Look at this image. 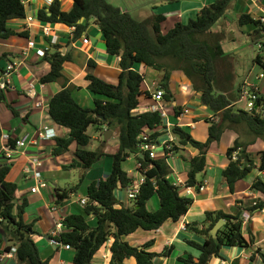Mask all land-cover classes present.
Returning a JSON list of instances; mask_svg holds the SVG:
<instances>
[{
    "label": "trees",
    "instance_id": "16d2710c",
    "mask_svg": "<svg viewBox=\"0 0 264 264\" xmlns=\"http://www.w3.org/2000/svg\"><path fill=\"white\" fill-rule=\"evenodd\" d=\"M164 3H176L181 0H161ZM235 0H215L196 12L188 22H178L166 33L162 32V23L166 20L163 15H154L146 20H137L129 12L123 11L108 0H73L69 12L61 8V1L54 0L48 6L39 10L38 19L43 23L63 24L75 27L76 36L81 35L93 20L104 36L105 48L109 55L119 57L121 73L117 85H112L92 73L95 63L88 62L89 72L86 76L89 90L94 94V108H84L73 96L74 86L67 85L49 102V114L52 120L69 129V139H58L53 155H61L68 151L71 143L78 146V160L72 165L81 164V170H90L102 157L104 152L86 149L92 143L88 134L91 126L100 130L107 126L110 130H119V146L112 160L111 171L107 178L90 183L87 191V203L81 213L69 215L64 219V231L57 241L74 251L73 264H91L103 247L113 239L111 244L110 264H122L125 259L134 257L136 264H153L158 256H167L169 249L162 253L151 252L148 249L153 241L142 247L130 245L123 240L138 230L157 231L165 222H177L190 209L193 199L181 196L179 189L170 181V168L164 159L153 160L147 153L140 150L142 135L147 130H155L162 125L160 112L146 111L136 114L140 97L144 94L142 85L144 76L134 69L135 64L141 63L162 73L159 87L168 98L169 82L173 70H181L191 81L192 89L200 93L201 104L213 111L217 122H210L208 139L205 142L195 140L190 133L179 126L172 128L176 136L175 153L182 146L190 145L199 151L198 155L188 160L186 186H198L197 177L205 170L206 155L214 142H219L226 130H234L239 134L232 147L227 150L229 164L222 176L231 193L235 184L245 179L257 167L247 153V147L257 139L264 140V97L258 94L255 103V114L239 108L236 103L242 97V89H235V71L228 63V55L223 49V35L215 26L225 19ZM25 6L22 0H0V39L11 36L27 37L26 33L18 34L8 28L12 19L25 18ZM240 27L252 26L254 43L264 45V24L254 19L250 14L243 13L239 19ZM45 59L50 63L51 70L41 81L43 84L61 80L65 62L72 58L63 54L54 46L51 53H46ZM6 60V56L0 58ZM260 56L263 71L264 63ZM0 68V75L2 74ZM0 93V101H3ZM179 108L176 109V112ZM242 131L249 137L243 139ZM160 134L155 133L150 139H156ZM15 139L9 143L16 146ZM1 147V146H0ZM134 155L137 160L138 172L145 175L146 181L141 186L132 207L120 206L115 192L119 187L128 188L133 182L132 177L123 169L124 162ZM236 155V157L234 156ZM259 171L264 172V150L259 153ZM12 169L11 163L0 164V241L5 244V251L13 248L17 264H49L43 261L39 248L33 238L36 233L34 222L27 223L24 219L27 200L17 203V183L7 179ZM83 175L71 189L55 188L56 205L63 206L72 195L78 193ZM251 189L260 193L256 205L248 208V212L256 213L264 210V179H256ZM157 197L159 206L149 209V203ZM236 215L225 214L221 211L208 212L202 223H191L186 229L204 238L203 244L194 241L188 243L201 251L198 262L193 257L180 258L185 264H209L213 257L220 255L224 247H241L249 249L255 244L254 238H245L241 232L243 212ZM94 217L92 224L89 220ZM225 224L214 238L211 230L219 220ZM264 262V253L257 250Z\"/></svg>",
    "mask_w": 264,
    "mask_h": 264
},
{
    "label": "crops",
    "instance_id": "0c3cea01",
    "mask_svg": "<svg viewBox=\"0 0 264 264\" xmlns=\"http://www.w3.org/2000/svg\"><path fill=\"white\" fill-rule=\"evenodd\" d=\"M60 1L63 11L69 12L72 9L73 0ZM214 1L181 0L169 4L161 0H155L151 15L147 13L146 6L138 9L141 16L150 15L148 18L154 15L165 16L166 20L162 23V32L166 33L176 23L185 22L188 16L194 15L204 6L212 4ZM22 2L25 6V18L12 19L7 26L18 34L26 33L27 37L17 35L8 39H0V58L6 56V60L0 63L2 70L9 62L20 60L21 54L27 52V57L18 66L17 72L13 76L11 88L3 93L4 99L0 101V136L8 133L15 140L27 139L25 149L11 159L12 169L7 179L19 186L16 192L17 203H21L24 199L28 202L24 219L27 223L34 222L36 233L33 238L39 248L41 259L49 261V264H73L74 251L52 245L50 242L52 232L59 220L64 221L69 215L83 211L84 207L81 205V200H87L90 183L105 179L109 175L112 166L110 155L115 154L119 146V130L110 129L112 136L104 144V134L109 130L107 126H103L100 130L97 129V126L89 127L88 134L92 137V143L86 149L96 151L100 148L105 156L90 170L82 171L80 163L76 167L72 166L78 160L76 157L78 146L75 142L71 143L65 153L61 155L52 154L57 146V140L69 139L70 131L52 120L48 111L49 102L53 96L63 89V82L67 79V85L75 87L73 90L75 100L84 108L93 109L95 96L89 90V82L86 79L89 72L88 62L92 60L95 63L92 69L95 76L109 84L117 85L121 73L120 59L107 53L103 33L93 20L89 21L88 27L81 35L76 36L73 27L63 24L43 23L38 19L39 10L47 7L46 0H22ZM109 2L111 3V1ZM117 6L123 8L122 5ZM230 9V11L233 9L235 16L232 19L236 22L243 13L250 14L254 19H259L264 16V0H260L257 4L248 0H235ZM122 10L124 11V9ZM127 10L129 12V9ZM229 16L227 13L225 18L230 20ZM29 18H33V21L29 22ZM164 24L165 29L163 28ZM44 27L51 29L49 36L45 34ZM239 29L243 32L245 27L239 26ZM54 38H56L55 43L53 42ZM84 39H87L88 42L84 43ZM30 41L35 42L34 49L28 48ZM54 46H57L63 54H69L72 59L64 63L63 78L61 80L43 84L41 79L50 72L51 65L45 57L37 55L36 50L42 49L46 55L47 52H53ZM258 56L261 58L260 61L264 63V50H261ZM256 58L253 59V66L242 83L243 85L250 84L260 96L264 97V77H261L264 71ZM134 69L144 76L142 85L144 94L139 99L140 104L135 113L141 114L152 111V107L157 104L153 98L154 91L150 87L155 84L159 87L162 73L141 63L135 64ZM169 90V97H164L159 104L169 113L163 125L171 124L170 129L173 126L182 127L195 140L205 142L208 139L210 122H217L213 111L201 104L200 93L192 89L191 81L181 70L177 69L171 72ZM236 106L243 109L245 101L240 99ZM177 108H179L178 112H176ZM184 108H189L190 113L180 116ZM44 127L52 129L55 133L53 139H38V132ZM161 129L162 126L156 128L155 131ZM242 136L244 140L249 138L244 131H242ZM238 137L239 134L236 131L226 130L221 140L211 145L206 155L205 170L197 177L199 185H205L203 190L195 189L188 196L185 187L179 189L181 196L193 199L190 209L179 221L169 220L157 231L138 230L127 237H123V240L137 247H142L145 243L153 241V245L148 250L158 254L165 249L170 250L167 256L156 257L153 264H185L180 261V258L189 256L193 257L194 262H198L201 251L190 245L188 241L203 244L204 238L189 232L186 226L191 223L204 222L208 212L221 211L225 214L236 215L240 213L242 208L244 215L241 232L249 240L250 236L254 238V246L249 249L224 247L220 255L213 257L209 264H264L260 254L257 253V250L264 253V210L252 214L247 211L248 208L254 206L258 199L263 198L260 193L253 191L251 186L256 179H264V172L259 171L257 168L260 164L259 153L264 150V140L257 139L247 147V153L257 167L245 179L238 181L235 184L234 192L231 193L222 173L229 164L227 150L232 147ZM181 149L180 152L175 153L178 172L172 175V178L179 177L186 183L189 169L188 160L197 156L199 151L190 145L182 146ZM35 156L42 161L41 169L49 187L32 193L31 188L35 184L31 180L27 181L24 170L29 165L30 158ZM157 158H163L162 151L158 152ZM131 160L133 161L131 167H125L124 164ZM127 161L124 162L123 169L135 180L140 175L137 160L134 155H131ZM2 163H4V159L0 156V164ZM74 171H77L76 174ZM72 174H75L79 179L85 175L82 184L84 193H81L77 200H72L71 197L63 206H57L55 188L63 189L59 185L61 183L60 179L64 177L68 179ZM51 180L54 182L53 185L49 183ZM126 190L127 188L119 187L115 192V196L120 203L118 207H132L134 205V202L127 199ZM158 206V198L155 197L149 203V209L155 210ZM55 208L56 211H52ZM245 214L248 215L245 217ZM89 220L94 224V217H90ZM112 242L113 239L98 252L91 264H110ZM4 248L5 244L0 241V264H17L14 255H7L8 252ZM136 263L134 257L125 259L122 262V264Z\"/></svg>",
    "mask_w": 264,
    "mask_h": 264
},
{
    "label": "built area",
    "instance_id": "2783aa9c",
    "mask_svg": "<svg viewBox=\"0 0 264 264\" xmlns=\"http://www.w3.org/2000/svg\"><path fill=\"white\" fill-rule=\"evenodd\" d=\"M248 1H250L251 3L257 4L260 0H248ZM53 2L54 0H46L47 7L50 6ZM259 20L264 24V16L260 17ZM28 21L32 22L33 18H29ZM73 29L75 30V27H73ZM43 30L47 36L51 34V29L49 27H44ZM53 42L54 43L56 42V38H54ZM83 42L87 43L88 40L84 39ZM28 48L34 49L35 42L30 41L28 43ZM259 49L263 51L264 45L259 43ZM36 53L37 55L41 57H45V51L42 49L36 50ZM26 57H27V52H23L21 54L20 60L9 62L6 65L5 69L2 71V74L0 75V93L3 94L4 92L8 91L9 88H11L12 83H13V76L17 72L18 66L23 63ZM261 77H264V74H262ZM150 88L155 90L153 94V98L157 104L152 107V111L160 112L162 120H163L162 125H161L162 129L160 131H155L156 130L155 129L154 131L152 130L149 132L147 130V132H145V134L141 136L142 142L140 143V150L143 153H147L149 157L153 160L158 159L157 158L158 152L162 151L163 152L162 159L166 161V163L168 164L170 168V174L168 178L170 179V181L173 183V185L176 188L181 189L182 187H185V191L188 196L191 195L195 189L203 190L205 188V185L186 186V184L179 177L175 176L174 178H172V175H175L178 172V169L176 166V156H175V152L173 151L176 145V142H177L176 136L172 133V128L174 126L170 129L171 124L167 123L166 125H163V123L166 122L169 116V113L167 112V110L163 108L162 106H159L160 102L163 100L164 95H165L164 90L158 87L156 84ZM258 97H259L258 93L256 92L255 89H253V86H251L250 84L243 85L241 99L245 101L244 110L253 111L255 107V103L258 100ZM189 113H190V109L184 108L182 109L180 116L187 115ZM155 133H159L160 135L154 140L150 139V136H152ZM54 137H55V133L49 127H44L38 132V139L40 140L53 139ZM11 140L13 139L8 133L1 134L0 136V146H1L0 156L6 161L5 163H10L11 159L14 156L18 155L19 153H21V151L24 150L27 145V139L23 138V139L17 140L16 146L13 148L9 146V143ZM33 142H35V140H33ZM234 156L236 157V155ZM139 166L140 165H138V167ZM41 168H42V161L40 158L35 156V157L30 158L29 165L24 170L25 178H27L28 180H33L35 184V186L31 188L32 193L39 192L40 190L47 189L49 187V184L47 180L45 179ZM145 181H146V177L145 175L141 173L138 178L133 180L131 185L126 190L127 199L129 201L134 202L136 200L137 196L140 194L141 186L145 183ZM86 203H87L86 199L81 200V205L83 207L86 205ZM254 205H256V203ZM52 211H56V208L52 209ZM247 215L248 214H245V217ZM63 231H64V222L63 220H59L55 224V228L52 232L50 242L54 246H57V247L61 246V247H65L66 249H70L68 246L63 245L62 243L56 240V238H58ZM14 252H15V249L13 248L10 252H8L7 255H10V256L14 255Z\"/></svg>",
    "mask_w": 264,
    "mask_h": 264
},
{
    "label": "rangeland",
    "instance_id": "374dc122",
    "mask_svg": "<svg viewBox=\"0 0 264 264\" xmlns=\"http://www.w3.org/2000/svg\"><path fill=\"white\" fill-rule=\"evenodd\" d=\"M108 1H111V4L115 6L122 5L121 7H123L122 9H124V11H128L127 9H129L131 15L137 20H146V18H148L152 14L151 11L155 5L154 3L155 0H108ZM143 6H146V10H148L147 11L148 14L151 13L149 16H141V12L138 8H142ZM230 10L228 12V14L230 15L229 16L230 20H227L226 18L221 19L220 22L215 26V29H217L219 33L223 35V49L225 53L228 55L227 61L232 65L233 70L235 71L236 74V78L234 81L235 89H237L239 86L242 89L243 86L242 82L244 81V79L247 78L248 73L253 66V59L257 57L261 49H259L258 43L256 42L254 43L253 36L249 35L250 33L253 32L252 26L245 27V29H243L244 31L242 32L239 29L238 22L232 19V17L235 16L233 14V9L232 11ZM190 18L192 17L190 16ZM185 22L187 23L188 20H186ZM163 28L165 29V24ZM153 91L155 92L154 89ZM4 162L6 161L4 160ZM132 164L133 161L131 160V161H127L124 165L125 167H131ZM76 172L77 171H74L75 174ZM75 174H72L71 177L68 179L67 177L61 178L60 179L61 183L59 184L60 187H62L63 189H71L72 187H74L79 180V178ZM49 183L51 185L54 184L53 180L49 181ZM83 183L84 180L82 181V184ZM82 184L79 189L80 191L78 190L77 194L71 196L72 200L79 199L81 193H84Z\"/></svg>",
    "mask_w": 264,
    "mask_h": 264
},
{
    "label": "water",
    "instance_id": "95a60500",
    "mask_svg": "<svg viewBox=\"0 0 264 264\" xmlns=\"http://www.w3.org/2000/svg\"><path fill=\"white\" fill-rule=\"evenodd\" d=\"M253 114H255V110L252 111ZM112 131L107 130L104 134V144L111 138ZM225 224V221L223 219L219 220L217 224L214 226V228L211 230V234L214 238L217 237L218 231L221 229V227Z\"/></svg>",
    "mask_w": 264,
    "mask_h": 264
}]
</instances>
